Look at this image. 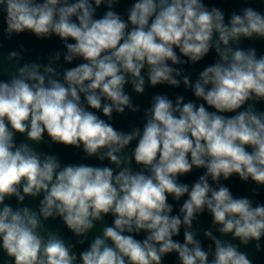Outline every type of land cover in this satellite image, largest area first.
<instances>
[{
	"label": "clouds",
	"instance_id": "9594fccd",
	"mask_svg": "<svg viewBox=\"0 0 264 264\" xmlns=\"http://www.w3.org/2000/svg\"><path fill=\"white\" fill-rule=\"evenodd\" d=\"M119 3L0 0L3 39L55 36L64 49L46 63L26 60L23 45L0 53V264H165L172 254L177 264H258L264 203L223 181L250 182L253 196L264 189V53L242 46L264 41V10L251 0L230 14L204 0H134L121 15ZM212 52L193 80L183 66ZM126 85L137 96L183 86L195 99L156 93L142 110ZM126 110L143 111L142 127L113 126ZM41 144L110 166L65 164ZM40 197L35 209L25 203ZM205 212L211 227L201 230ZM58 218L74 242L47 227Z\"/></svg>",
	"mask_w": 264,
	"mask_h": 264
},
{
	"label": "water",
	"instance_id": "95a60500",
	"mask_svg": "<svg viewBox=\"0 0 264 264\" xmlns=\"http://www.w3.org/2000/svg\"><path fill=\"white\" fill-rule=\"evenodd\" d=\"M134 2V0H120V3L115 7V10L120 13L121 15H124L126 13V10L130 5ZM204 3L211 6H218L222 8L226 14H230L233 10H239L242 6H245L244 0H204ZM251 6L254 8H257V10H264V2L262 0H251ZM106 9L102 6L97 11V18H99L103 12ZM227 18V17H226ZM6 25L4 24L3 16L0 15V44H2V47H0V53L7 54V51L10 49L18 48L20 45H23L25 49L28 51L25 53V59L30 61H36L38 58L41 59L42 62H47V57L54 53L56 50L64 51L62 42L55 36H53L50 39L45 40H37L36 37L31 33H23L19 36L14 37L12 40H6L3 39L2 33L3 29ZM242 46L247 48L249 46H253L257 48L258 54L264 53V41H243ZM178 51V50H177ZM215 53H210L203 61L195 64V65H186L185 67L186 73H189L191 75V78L193 80L196 79L197 74L199 71L203 70V68L215 61ZM81 61H74L72 65L63 64V61L61 60V65L64 68L73 67L77 63H80ZM126 91H128L132 97L135 103L141 105V109L149 107L151 102L152 95L156 93H167L170 98L174 99L177 94H182L185 96L186 101L187 100H193L195 97L190 91H185L183 86H181L179 89L172 88L170 86H157L156 88H146L145 93L142 96H137L135 93L132 92L131 86L126 85ZM202 101H197V103H201ZM258 110L264 111V103L258 104L257 106ZM139 113H131L126 110L125 115H119V114H113V126L117 128L118 130H124L129 131L131 126H140L143 125V111ZM214 110V109H210ZM100 114V113H98ZM234 114V113H233ZM101 115V118H104ZM225 115H232V114H225ZM47 139V137H45ZM17 142H20L24 140L25 138L23 136H20L17 134ZM133 147L135 146V142H133ZM38 150L42 152H50L52 154H57L60 156L62 163H85L93 166H110L108 161H104L103 164H101L100 161H98L96 158L91 159H85V154L83 153L82 149H75V148H65L62 145H52L49 147L47 144H41L38 146ZM133 167L135 168V164H133ZM203 173V169L200 170H194L191 174H188L187 176L182 178V182L191 184L193 183L199 175ZM223 183L230 187L231 191L233 192L234 196H249L255 201H259L264 203V189L260 190V194L258 196L252 195V189L254 185L252 183H245L238 179V177L233 176L228 181H223ZM32 199V198H26L25 203L29 206L33 207L34 209L38 206L39 199ZM186 198V197H185ZM185 198H182L185 199ZM8 203H11L13 206H16V201L13 198L11 201H7ZM169 202L174 204V212L175 214L178 211V206L176 205V202H173L171 198H169ZM182 203V201H181ZM106 222L108 224H111L112 217L108 216L105 218ZM198 224L201 228V230L207 229L211 227V216L207 214L206 212L198 217ZM47 227L51 230H59L62 236H64L65 239L75 241V237L71 232H69L66 227L63 225L61 220L58 218L56 220H49L47 222ZM100 225L97 224V228L94 229V231L89 235V242L91 238L99 233ZM219 235L218 233H216ZM144 233H141L137 238L143 239ZM204 246L207 247V245L210 243L208 240H206L201 231V235L199 237ZM176 239H180L181 242L183 240L182 231L181 236L177 237ZM88 246V242H86L82 246H78L76 251L79 252L86 248ZM165 264H177L176 256L175 254L169 255L166 257ZM258 264H264V254H261L258 260Z\"/></svg>",
	"mask_w": 264,
	"mask_h": 264
}]
</instances>
